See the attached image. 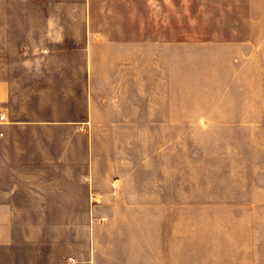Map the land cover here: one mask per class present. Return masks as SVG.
<instances>
[{"label": "crops", "instance_id": "obj_1", "mask_svg": "<svg viewBox=\"0 0 264 264\" xmlns=\"http://www.w3.org/2000/svg\"><path fill=\"white\" fill-rule=\"evenodd\" d=\"M84 1L0 0V264H171L170 38L109 40Z\"/></svg>", "mask_w": 264, "mask_h": 264}, {"label": "rangeland", "instance_id": "obj_2", "mask_svg": "<svg viewBox=\"0 0 264 264\" xmlns=\"http://www.w3.org/2000/svg\"><path fill=\"white\" fill-rule=\"evenodd\" d=\"M40 1L27 13L87 12L84 0ZM90 10L109 40L134 27L140 40L170 38L171 126L154 145L171 264H264V0H91Z\"/></svg>", "mask_w": 264, "mask_h": 264}, {"label": "built area", "instance_id": "obj_3", "mask_svg": "<svg viewBox=\"0 0 264 264\" xmlns=\"http://www.w3.org/2000/svg\"><path fill=\"white\" fill-rule=\"evenodd\" d=\"M5 117L4 116H1L0 117V120L4 121Z\"/></svg>", "mask_w": 264, "mask_h": 264}]
</instances>
